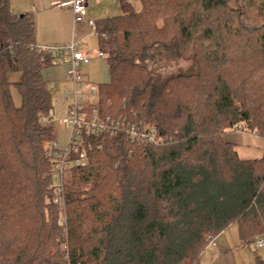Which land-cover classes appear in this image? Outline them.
Segmentation results:
<instances>
[{"label": "trees", "instance_id": "16d2710c", "mask_svg": "<svg viewBox=\"0 0 264 264\" xmlns=\"http://www.w3.org/2000/svg\"><path fill=\"white\" fill-rule=\"evenodd\" d=\"M139 1L96 22L110 75L97 112L165 142L89 139L86 165L68 170L67 259L49 189L55 133L41 121L56 62L37 51L34 19L0 0V264H199L232 224L245 243L264 237V151L241 159L224 138L245 125L264 141V0H239L242 13L227 0ZM171 59L196 70L163 77L154 67Z\"/></svg>", "mask_w": 264, "mask_h": 264}, {"label": "built area", "instance_id": "2783aa9c", "mask_svg": "<svg viewBox=\"0 0 264 264\" xmlns=\"http://www.w3.org/2000/svg\"><path fill=\"white\" fill-rule=\"evenodd\" d=\"M60 7H70L74 14V23H88L91 30L96 32V22L88 19V0H69L59 5ZM44 59L49 57L68 55L69 70L68 78L73 84V93L68 94L71 98L67 114L61 123L68 131V141L66 146L61 147L57 140L50 144L48 158L51 166L49 189L53 193L52 203L59 209V222L62 230L67 233V203L65 175L66 172L74 166H85L88 161L89 152L94 145L89 141L91 138L99 136H117L123 135L131 143L154 145L163 144L165 138L161 137L155 127L148 126L142 122H132L126 118H113L110 116H101L97 108L87 110L89 98L94 96V91L84 93L85 81L80 70L81 64H88L91 57L77 51L75 44L67 47L36 46ZM98 57L105 58L103 52L98 53ZM67 98V99H68ZM53 110H49L41 119L44 124H50L53 117ZM237 132H243L242 126L237 125ZM257 247L264 246V237H256ZM64 252L68 253L67 245L64 246Z\"/></svg>", "mask_w": 264, "mask_h": 264}, {"label": "crops", "instance_id": "0c3cea01", "mask_svg": "<svg viewBox=\"0 0 264 264\" xmlns=\"http://www.w3.org/2000/svg\"><path fill=\"white\" fill-rule=\"evenodd\" d=\"M68 1L69 0H10V6L14 15L23 16L27 14L34 19L36 26L35 39H36V44L38 46L41 45V46L64 48L70 44H75L77 51L82 52L85 55L91 57L90 62H92L93 60L99 61V59H101L98 57V53L100 52V50L98 53L92 56V54L90 53V51H88L87 48L88 40L94 34L97 37V39L98 36L96 35V33H94L91 30L87 22L79 23V24L74 23V14L70 7L59 6L61 3ZM116 1L119 2L121 7L120 0H88V19L97 22L101 19L112 18L111 15L108 14L113 9V5H115ZM98 46H99V41H98ZM52 58L56 62L55 65L47 68L43 73L44 78L48 83V85L53 84V86L56 88L58 82L64 84L66 83L72 84V82L68 78L69 56L64 54ZM82 76L85 81L83 92L86 94L90 92L89 82L83 73ZM20 79H21L20 74L19 77L15 79V82H13L10 78L12 85L14 84L15 86L20 81ZM66 101L69 105V102H71V98L69 97ZM14 104L16 106H19L21 104V98L16 102L14 100ZM88 106H86L87 110L91 109ZM67 109H66V114H67ZM52 110L54 114L53 107ZM54 133L56 136V140L60 144L59 137L57 136L55 131ZM68 136H69L68 131L65 129V140H64L65 146L68 141ZM227 233L228 232L225 230L223 233L218 235L210 242V244L202 252L199 259V264H235L234 249L232 248V245H230L231 242L234 241L233 239L234 236L232 237L228 236ZM236 234H237V239L239 241L237 245L234 243V246H236L235 249H237L238 246H241L239 244L247 245L253 243V239L250 240L248 243L241 241L238 228ZM254 248L256 250H260L263 249L264 246L259 248L256 246L254 242ZM260 260L264 261V256L258 255L256 257V264Z\"/></svg>", "mask_w": 264, "mask_h": 264}, {"label": "rangeland", "instance_id": "374dc122", "mask_svg": "<svg viewBox=\"0 0 264 264\" xmlns=\"http://www.w3.org/2000/svg\"><path fill=\"white\" fill-rule=\"evenodd\" d=\"M134 11L139 12L142 8V5L139 0H130ZM228 5L235 10L238 13L243 12V5L242 2L239 0H227ZM123 11L120 7V4L118 1L115 2V5H113V9L109 12L108 15H111V17H116L119 15H123ZM95 34L88 40V51L93 55L99 52V46L98 41ZM154 68H156L157 72L160 73L163 77L167 76H173V75H179V74H187L190 72H194L196 70V66L193 61L191 60H180V59H171L167 62H160V64H157ZM81 72L85 75L86 79L89 82V91H94V96L89 99L88 107L96 110L97 106L99 105V94H98V86L100 84H106L110 80V75L108 71L107 63L105 62V59H99V61L93 60L89 64H82L80 66ZM19 77V74L15 73L11 75V80L15 82V79ZM50 93L52 97V107L54 109V115L52 117V120L50 122V125L54 131L56 132L57 136L60 139V146L64 147L65 143V128L62 125L61 121L66 115V109L68 107L67 98L68 94L70 95L73 93V85L71 83H60L58 82L56 88L53 86V84L49 85ZM12 91L11 94L13 95V101H18L20 99V95L18 92L17 87L13 84L11 87ZM16 89V90H15ZM68 93V94H67ZM17 99V100H16ZM245 127V125H241ZM153 127V126H152ZM225 139L233 142L236 145V151L238 156L241 159H259L263 156L264 151V141L261 140L255 133H251L249 131H243V132H229L224 136ZM54 139L56 140V136L54 135ZM70 180V175L68 174V171L65 175V188L66 185H68ZM58 215H59V209L57 208ZM68 215V208L67 213ZM59 217V216H58ZM228 236H234V241L231 242L230 245H232V248L234 249L235 254V264H256V257L264 256V248L260 250H256L254 248V242L251 244H239L241 246H238L237 249H235L236 246H234V243L238 244L237 239V225L232 224L230 225L227 230ZM255 238V237H254ZM60 240H61V249L62 252L64 251V246L67 245L69 250V239L68 234L64 232V230H61L60 233ZM254 240V239H253ZM65 257L68 259L69 253H65ZM210 258V257H209Z\"/></svg>", "mask_w": 264, "mask_h": 264}]
</instances>
